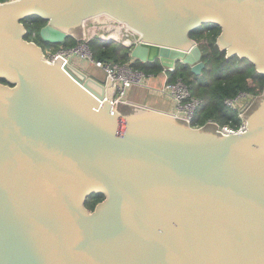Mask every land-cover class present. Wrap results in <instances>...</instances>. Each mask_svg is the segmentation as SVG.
Returning <instances> with one entry per match:
<instances>
[{"label": "water", "instance_id": "1", "mask_svg": "<svg viewBox=\"0 0 264 264\" xmlns=\"http://www.w3.org/2000/svg\"><path fill=\"white\" fill-rule=\"evenodd\" d=\"M101 17L138 36L133 59L196 75L192 34L218 26L219 49L264 75V0L0 2V264H264V91L248 131L224 135L113 104L111 82L27 39L28 20L58 45Z\"/></svg>", "mask_w": 264, "mask_h": 264}, {"label": "trees", "instance_id": "2", "mask_svg": "<svg viewBox=\"0 0 264 264\" xmlns=\"http://www.w3.org/2000/svg\"><path fill=\"white\" fill-rule=\"evenodd\" d=\"M5 1L8 0H0V2ZM33 20L34 23L27 26L28 33L36 32L39 45H51L44 42L40 36V31L47 24V21L40 18ZM220 32L221 29L218 26L205 25L192 34V38L203 51V61L206 64L203 76L194 74L190 67L178 63L171 77L173 80L181 77L190 86L192 95L203 101L194 122L195 126H203L211 120L219 121L222 124L230 121L238 123L240 121L238 113L229 108L225 104V100L234 98L241 91H250L255 95H261L264 91V75L259 74L249 60L240 59L238 56L228 58L226 51L219 49L217 38ZM28 35L27 39H29ZM77 42V39L71 37L65 43L58 44L57 48L61 46L71 47ZM91 43L93 46L91 47V44L90 47L96 60L115 63L131 62L133 68L142 69L147 73L159 74L163 69L159 61L143 63L133 59L128 48H119L116 44L109 45L99 40ZM103 199V195L94 194L89 198L87 207L94 210L95 206Z\"/></svg>", "mask_w": 264, "mask_h": 264}, {"label": "built area", "instance_id": "3", "mask_svg": "<svg viewBox=\"0 0 264 264\" xmlns=\"http://www.w3.org/2000/svg\"><path fill=\"white\" fill-rule=\"evenodd\" d=\"M93 22V26L89 28L88 33L85 34L84 38L86 39L78 45L71 47L61 46L56 50L52 47L40 45L43 48L45 60L50 64H55L57 58L61 57L65 60L62 65L75 66V62H77L87 64L91 63L99 67L104 72V81L112 83V87H109V90H112L114 94V97L111 99L113 104H116L117 102L124 103L128 92L132 88L146 87L152 89V87H150L148 84L149 81L161 74L165 79L164 84L161 88L154 90L158 91L160 94L166 96L174 102V115L186 120L190 125L197 127L194 125V122L199 110L203 105V101L200 98L192 95L190 86L181 77H178L175 80L171 78L176 68L163 67L161 73L155 74L147 73L142 69L133 68L131 62L115 63L112 61L96 60L93 57L90 47V42L93 39H114L117 42L122 40L123 45L125 46H135L139 43V38L138 36L135 38L134 33H132L130 30V32L124 33L125 36L122 35V30L121 32H118L116 35H114L112 30L107 28V25L97 20ZM116 26H122V28L125 27L121 23H116ZM102 27H105L103 30L107 31L105 34L101 35L99 32L102 30ZM28 34L30 37L32 36L34 38L33 42L38 44L36 33L34 32ZM257 97L258 95H255L250 91H241L234 98H228L225 100V104L238 113V117L240 118L238 123L230 121L229 123L222 124L213 120L209 121L208 123H215L218 126V131L224 135H237L246 133L248 131L249 122L242 115L252 105Z\"/></svg>", "mask_w": 264, "mask_h": 264}, {"label": "crops", "instance_id": "4", "mask_svg": "<svg viewBox=\"0 0 264 264\" xmlns=\"http://www.w3.org/2000/svg\"><path fill=\"white\" fill-rule=\"evenodd\" d=\"M123 30V29H122ZM123 35V34H122ZM81 67H78L79 70L83 71L82 69L87 70L90 66H93L91 63H80ZM85 72V71H83ZM86 73V72H85ZM87 74V73H86ZM93 74V73H92ZM91 76L97 78L98 76L92 75ZM102 80V78H97ZM164 77L159 74L154 79L149 81V86L152 87H135L132 88L125 99L124 103L134 105V106H141L149 109H153L163 113L174 114L175 113V104L172 100L163 96L158 91L154 89H159L164 84ZM152 92V93H151ZM208 124V123H207ZM207 124L203 125L206 126ZM202 126V127H203ZM201 127V126H197Z\"/></svg>", "mask_w": 264, "mask_h": 264}, {"label": "rangeland", "instance_id": "5", "mask_svg": "<svg viewBox=\"0 0 264 264\" xmlns=\"http://www.w3.org/2000/svg\"><path fill=\"white\" fill-rule=\"evenodd\" d=\"M100 21L99 22H101V23H103L104 21H106V22H108V23H106L105 25H107V28L108 29H110L111 27H118V26H116V23L114 22V21H112V20H110V19H108L107 17H101V18H98ZM93 21H89V22H87L86 23V26L85 27H83V37L81 38V39H79V40H77L78 42H77V44L76 45H78V44H80L81 42H83L86 38H84L85 37V34H87L88 33V29L89 28H91L92 26H93ZM104 24V23H103ZM29 26V25H28ZM26 27H27V25H26ZM103 28H105V27H102L101 29V31L99 32V34H105V32L107 31H105V30H103ZM28 30V29H27ZM86 30V32H84ZM100 30V29H99ZM124 33H127L125 30H122V34L125 36V34ZM115 35V34H114ZM38 37V36H37ZM88 37V36H87ZM29 41H33L34 40V38L31 36L29 39H28ZM95 40H99L98 38H95V39H93L92 41H95ZM91 41V42H92ZM99 41H101V40H99ZM90 42V45L92 44ZM116 45H118L119 46V48H121V47H124L123 46V41L122 40H119V43H115ZM93 46V44L91 45V47ZM59 47V46H58ZM65 47H67V46H65ZM124 48H126V47H124ZM57 49V48H56ZM91 51H92V49H91ZM131 51V50H130ZM92 53H93V51H92ZM93 66H90V68H88L87 70H85V69H82L83 71H85L88 75H90V74H92V75H96V76H98L97 78H102V80H104V72H103V70L102 69H100L99 67H97V66H95L94 64H92ZM75 67H81V65H80V63H77V62H75ZM163 70V69H162ZM200 76V75H199ZM201 76H203V73L201 74ZM152 93V92H151ZM262 95V94H261ZM260 95H258V97H259ZM253 104V103H252ZM215 122H217V123H220L219 121H215ZM202 127V126H201Z\"/></svg>", "mask_w": 264, "mask_h": 264}, {"label": "bare ground", "instance_id": "6", "mask_svg": "<svg viewBox=\"0 0 264 264\" xmlns=\"http://www.w3.org/2000/svg\"><path fill=\"white\" fill-rule=\"evenodd\" d=\"M95 19H98V18H95ZM110 19V18H109ZM110 20H112V19H110ZM112 21H114V20H112ZM115 23H118V22H116V21H114ZM118 24H120V23H118ZM111 30H112V32L116 35L118 32H121V30L123 29V30H125L126 32H130L129 30H127L125 27H123L122 28V26H120V27H111L110 28ZM122 33V32H121ZM117 43H119V42H117ZM125 46V45H124ZM126 47V46H125ZM127 48V47H126ZM129 49V48H128ZM77 73V72H76ZM78 75H79V77H81L83 80H86V78L85 77H83V75L82 74H80V73H77ZM89 84L93 87V88H95L96 90H98L99 91V93L100 92H103V89L101 88V87H99V86H97V85H95L94 83H92V82H90L89 81Z\"/></svg>", "mask_w": 264, "mask_h": 264}, {"label": "flooded vegetation", "instance_id": "7", "mask_svg": "<svg viewBox=\"0 0 264 264\" xmlns=\"http://www.w3.org/2000/svg\"><path fill=\"white\" fill-rule=\"evenodd\" d=\"M109 19V18H108ZM95 20H97V21H100L99 19H92V20H89V21H95ZM34 21V20H33ZM88 21V22H89ZM37 22V21H36ZM102 22V21H101ZM32 23H34V22H32V20H28L27 21V23H26V25L28 26V25H31ZM104 24H106V23H108V22H106V21H104L103 22ZM86 26V24L84 25V27ZM86 31V30H85ZM84 31V32H85ZM36 33V32H35ZM135 35V34H134ZM29 36V38H30V35H28ZM135 38H136V35L134 36ZM38 38V37H37ZM124 46V45H123ZM46 47H52L53 49H56L57 48V44H51V45H46ZM125 47V46H124ZM256 101V100H255ZM258 102H256L255 103V105L257 104ZM254 105V106H255ZM253 105L251 106V108L248 110V112H250L251 111V109L254 107Z\"/></svg>", "mask_w": 264, "mask_h": 264}]
</instances>
